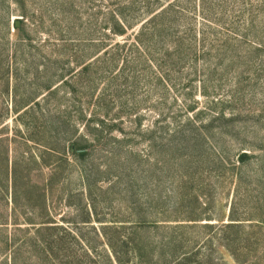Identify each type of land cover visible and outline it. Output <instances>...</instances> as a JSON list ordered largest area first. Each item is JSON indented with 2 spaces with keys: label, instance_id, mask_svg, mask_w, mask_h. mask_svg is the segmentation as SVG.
I'll use <instances>...</instances> for the list:
<instances>
[{
  "label": "rangeland",
  "instance_id": "rangeland-1",
  "mask_svg": "<svg viewBox=\"0 0 264 264\" xmlns=\"http://www.w3.org/2000/svg\"><path fill=\"white\" fill-rule=\"evenodd\" d=\"M146 1L0 0V264H264V0Z\"/></svg>",
  "mask_w": 264,
  "mask_h": 264
},
{
  "label": "trees",
  "instance_id": "trees-1",
  "mask_svg": "<svg viewBox=\"0 0 264 264\" xmlns=\"http://www.w3.org/2000/svg\"><path fill=\"white\" fill-rule=\"evenodd\" d=\"M146 6L144 9V14H146V16L148 17L149 22H153L152 24H155L156 21L154 20H161L160 23H164L165 22V17L168 15L169 12H173V10H171L172 5L170 4L169 6H161V9L157 8V6H153L149 0L145 2ZM116 17H119L118 20H115L114 17H112V22H114L117 26L113 29V32L118 34V35H122L125 33V29L123 28V22L128 23V20L125 18L126 15H124L122 12H120L119 10H117L116 12ZM15 29H17V31L19 32L21 30V27H18L15 25ZM264 46V45H263ZM79 155L83 156L84 152H80ZM240 161L242 162V159H240ZM198 218L193 217V218H186L183 220H179L180 222H185V224H177V225H188V227H191L189 223H193V225H196ZM232 221H236V219H231ZM87 222V221H86ZM179 228H183L184 226H177ZM203 228H213L212 224H202ZM185 228V227H184ZM233 228H237L236 229V235L237 236V231L239 230V224L237 223H225L223 224V226H221V228H219V232L216 234L218 236V243L221 245V247L225 248L226 252H229V254L234 258V260H237L239 264H250L248 258H244L243 260H241L238 256V252L243 253L244 252L242 250L238 248H236L234 246V243L236 242L235 240H239L238 237L236 238H231L228 234L224 235V233L228 230H231ZM113 231H115V229H112L111 227H107L106 225L103 226L101 228V236L102 238L105 240V244L106 246L110 249L111 253L113 254L117 264H125V260H124V252H122L121 249H119L120 247L122 248L123 246H126V241H122L120 236H117V238L111 236L113 234ZM123 239H126L125 236L122 237ZM95 250L94 247H91V251ZM133 256L134 254L136 256H141L139 250H133L132 251ZM197 253H192V252H188V251H181V252H172L171 254V258H172V262L173 264H194V262L192 261L191 258H193V256H195ZM205 258L207 259V263L206 264H221L220 260L215 258L212 260L211 258V254H207L205 256ZM142 259V258H141ZM240 261V262H239ZM196 263V262H195ZM197 264V263H196Z\"/></svg>",
  "mask_w": 264,
  "mask_h": 264
},
{
  "label": "water",
  "instance_id": "water-1",
  "mask_svg": "<svg viewBox=\"0 0 264 264\" xmlns=\"http://www.w3.org/2000/svg\"><path fill=\"white\" fill-rule=\"evenodd\" d=\"M15 25L17 26L18 25V22H16Z\"/></svg>",
  "mask_w": 264,
  "mask_h": 264
}]
</instances>
